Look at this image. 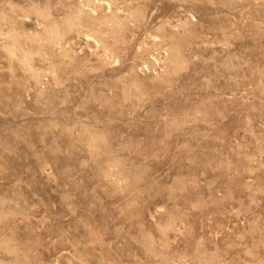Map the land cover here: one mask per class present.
Returning <instances> with one entry per match:
<instances>
[{"label": "rangeland", "instance_id": "374dc122", "mask_svg": "<svg viewBox=\"0 0 264 264\" xmlns=\"http://www.w3.org/2000/svg\"><path fill=\"white\" fill-rule=\"evenodd\" d=\"M0 264H264V0H0Z\"/></svg>", "mask_w": 264, "mask_h": 264}]
</instances>
